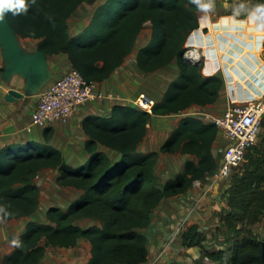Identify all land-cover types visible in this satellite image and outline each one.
<instances>
[{
    "label": "trees",
    "instance_id": "16d2710c",
    "mask_svg": "<svg viewBox=\"0 0 264 264\" xmlns=\"http://www.w3.org/2000/svg\"><path fill=\"white\" fill-rule=\"evenodd\" d=\"M88 0H9L7 21L22 38L37 39L45 54L67 53L72 67L88 81L107 80L135 48L145 24L152 25L149 43L138 50L137 65L152 73L178 63L180 75L156 102L153 114L134 105L116 104L105 116L88 115L82 129L88 136V160L77 167L63 152L45 141L30 140L0 150V217L17 219L32 215L39 207L34 184L37 173L57 169L60 181L83 191L68 210L52 208L48 224L29 221L17 238L16 248L0 264H41L49 247L73 248L80 239L91 244L87 264H143L148 260V239L141 232L150 224L152 211L164 198L186 194L196 180L216 171L219 162L213 152L218 129L199 118H183L160 152L195 157L185 164L184 173L161 188L154 185L158 151L140 152L153 116L178 114L192 105L215 103L223 80L204 77L200 65L186 61L189 33L199 27L195 0H107L101 4L90 25L78 36L69 35V19ZM257 15L264 19V0H257ZM264 133V121L260 136ZM112 149L114 162L106 152ZM238 172L232 174L225 190L227 206L218 217L231 233L223 249H206L207 236L197 225L180 235L186 248L198 247L214 264H264V239L251 227L264 217V145H254ZM94 217L100 226L82 228L78 216Z\"/></svg>",
    "mask_w": 264,
    "mask_h": 264
},
{
    "label": "rangeland",
    "instance_id": "374dc122",
    "mask_svg": "<svg viewBox=\"0 0 264 264\" xmlns=\"http://www.w3.org/2000/svg\"><path fill=\"white\" fill-rule=\"evenodd\" d=\"M106 1L88 0L78 7L69 19L68 32L71 38L78 36L90 25L97 8ZM195 1L199 5L197 11L199 27L189 33L185 44V54L192 51L193 48H199L203 56L196 60L200 62L202 75L205 77L217 75L222 80L225 78L227 84L225 90L227 94L229 93L228 95L242 93L238 85H244L248 88L252 93L251 97L239 99L234 105L244 104L248 101L253 102L262 98L264 96V19H259L258 15L253 13L255 10L257 11V0ZM218 18H221V21L211 24ZM151 31L152 25L145 24L142 32L149 34ZM136 47L138 46H135L132 53L118 68L119 70L116 69L108 78L109 81L105 82L104 87L101 88L103 97L83 104L70 119L59 124L64 125L69 121L71 122L76 119V116H80L81 112L103 110L104 101L133 105L139 93H146L155 102L162 100L164 91H167L174 81L176 82L177 71L179 70L178 63L174 62L172 65L165 66L155 72L145 73L138 68L137 53L140 48L136 49ZM63 55L69 59L67 53H63ZM69 64L70 66L68 65L66 71L72 67L71 62ZM209 108L208 115L207 113L203 115L199 113L200 110L194 109L191 111L185 110L178 114L153 116L151 118L147 126L146 137L141 143L139 151L144 153L159 152L155 164V186L163 188L170 180L179 179L184 173L186 162L197 160L190 155L160 152V148L183 118L187 116L198 118L201 115L206 123H211L212 117L219 116L224 112L221 113L220 110L213 107ZM59 124L39 128L37 130L39 132L38 137L33 139L44 143L45 130L51 128L49 143L60 149L64 156L69 157V164L74 167L84 164L82 152H85L83 150L85 141L80 130L76 132L78 128L73 127L74 123H71L72 126L68 123L72 128L71 133L68 134L66 132V129L68 130L67 125L59 127ZM77 125L79 124L77 123ZM223 145L220 140L214 145V154L218 162L221 159ZM255 145H264L263 132L261 136L259 134ZM106 152L110 156L111 162L117 159L118 154L116 151L107 149ZM59 177L60 172L52 168H46L37 173L34 184L38 190L39 207L32 215L10 220L0 217V261L4 256L14 251L17 238L25 232V227L29 221L48 224L47 212L50 209L60 208L66 211L83 194L80 189L63 185ZM204 179L199 186L193 184L186 194L164 198L152 211L149 226L142 229L141 232L146 235L148 242L151 238V242H155L153 240L156 236L157 240L162 242L157 244L158 249L154 250L155 252L159 250L160 253L154 264H214L207 257L199 261L201 253L198 257L189 256L180 247L178 240L181 238L179 236L178 239V237L176 238L178 234L175 235L176 223L179 224L184 221L183 218L186 215V226L197 225L199 230L206 234L207 241L205 245L207 250L223 249L226 247V243L230 242L231 233L225 230L218 217L220 211H223L226 207L220 210L222 206L215 205L217 200L222 202L224 199L230 178L215 184L210 191L208 190L209 192H206V188H204ZM74 224L82 228H88L94 225L100 226L101 222L97 218L81 215L74 219ZM185 225L184 229L186 228ZM251 229L264 239V217ZM167 236H169L168 239H166ZM196 250V254L203 251L202 249L199 251V248H196ZM90 255L91 244L88 246L83 239L79 240L73 248H47V261L44 262L43 260V263L87 264ZM192 258H197V260ZM79 260L80 262H77Z\"/></svg>",
    "mask_w": 264,
    "mask_h": 264
},
{
    "label": "crops",
    "instance_id": "0c3cea01",
    "mask_svg": "<svg viewBox=\"0 0 264 264\" xmlns=\"http://www.w3.org/2000/svg\"><path fill=\"white\" fill-rule=\"evenodd\" d=\"M7 11H8L7 2L4 5H0V150L8 145L24 144L28 142L31 138L35 139L38 137L39 132L37 130L39 129V127L31 126V117L34 110L36 109L39 97L43 91H45L51 84H53L58 78H60V76L66 71L65 69L68 68V65L70 66L69 64L70 60L68 59V57H65L63 53L45 54L38 50L37 39L22 38L21 36H19L8 24ZM253 13L257 14V11L255 10ZM221 18H218L216 21H213L211 24L221 21ZM239 20H243V19H239ZM146 24H148L149 26L151 25L150 22H147ZM151 36H152V31L149 34L141 31L136 41L135 46H138L136 47V49H139L143 47V45L148 43L151 39ZM178 69L179 70L177 71L178 74L176 81L178 80L180 75L179 66ZM208 76H212V75H208ZM107 81L109 80L107 79L104 82L98 83V87L100 89L103 88L105 82L107 83ZM223 81H224V85H223L224 88L222 87L219 98L215 103L208 104L205 106L192 105L190 108L186 109V111L188 110L191 111L195 109V110H200L199 113H202L203 115L206 113L208 115V109H210L209 107H213L217 110H220V112L222 113L227 108L234 105L235 102L239 101V99L242 100L251 97L252 93H250L248 88L244 85H238L240 91L242 92L240 93L241 95L240 94L228 95L229 93L227 94L225 90V88L227 87L225 78H223ZM165 92L166 91H164V94ZM103 103H104L103 110L97 109L95 111L91 110L86 113L81 112V114H79L80 116H76V119L72 120L71 122L70 121L68 122L70 123V125L72 122L74 123L73 127L78 128L76 129L77 130L76 132L80 130V133L82 137H84L83 140L85 142L87 141L88 136L82 129L81 122L83 121V119L88 115H99V116L108 115L112 107L118 104V103H111L108 101H104ZM199 116L200 117L198 118L204 121V119L201 118V115ZM68 123L64 125H67L68 130L66 129V132L70 134L72 131L71 128L72 125L70 126ZM77 123L79 125H77ZM64 125L59 124V127ZM29 127H31V131H28ZM219 140L222 141L221 137L217 135V139L214 145ZM83 150L85 152H82L83 153L82 160L83 162H86L88 160L89 155L86 152L85 148H83ZM213 152H214V147H213ZM65 158L69 163L70 162L69 157L65 156ZM223 200L222 202L221 200L220 201L217 200L215 202V205H218V207L222 206L220 210L227 206V197H224ZM187 227L188 226H186V228ZM179 236L180 235L176 236V238L178 237L179 239ZM168 237L169 236H167L166 239H168ZM81 240L83 239H80V241ZM151 241L152 238L149 239L148 242V250H149L148 260L146 263L143 264H154V261L160 256L159 250L158 252L155 251L158 249L157 244L162 243L160 242L161 240L160 241L157 240V236H156V238L153 240L155 242H151ZM178 241L180 247H182V249L185 250V253H187L189 256L192 255L193 257H198L200 255L201 253L200 248H199L200 251L199 254H196L197 253L196 248L198 249V247L185 248L182 245V240L179 239ZM84 242L88 246L90 245V242L87 239H84ZM3 258L1 259V261L3 260ZM45 258H44V262L47 261L46 256ZM193 260H197V258H194ZM77 262H80V260ZM41 264H44L43 261L41 262Z\"/></svg>",
    "mask_w": 264,
    "mask_h": 264
},
{
    "label": "built area",
    "instance_id": "2783aa9c",
    "mask_svg": "<svg viewBox=\"0 0 264 264\" xmlns=\"http://www.w3.org/2000/svg\"><path fill=\"white\" fill-rule=\"evenodd\" d=\"M189 52L184 57H187ZM101 91L98 83L88 81L77 69L71 67L41 93L31 117V126L44 128L65 122L83 104L102 98ZM155 104L152 97L146 93H139L133 105L153 114ZM263 121L264 96L253 102L232 105L221 115L212 117L211 123L217 127L218 136L221 137L224 145L216 171L205 176L203 184L206 192H209L215 184L231 178L233 173L241 169L248 150L256 144ZM28 131H31V127ZM201 183L202 180H196L193 184L199 186ZM183 219L184 221L176 225L175 235L183 232L187 215Z\"/></svg>",
    "mask_w": 264,
    "mask_h": 264
},
{
    "label": "bare ground",
    "instance_id": "6f19581e",
    "mask_svg": "<svg viewBox=\"0 0 264 264\" xmlns=\"http://www.w3.org/2000/svg\"><path fill=\"white\" fill-rule=\"evenodd\" d=\"M192 51H190L187 57V60H191V59H195V58H200L202 56V52L199 50V48H193L191 49ZM232 57V56H231Z\"/></svg>",
    "mask_w": 264,
    "mask_h": 264
},
{
    "label": "clouds",
    "instance_id": "9594fccd",
    "mask_svg": "<svg viewBox=\"0 0 264 264\" xmlns=\"http://www.w3.org/2000/svg\"><path fill=\"white\" fill-rule=\"evenodd\" d=\"M7 2V4H8V7H12V4L10 3V2H8V0H0V5H4L5 3ZM15 3L17 4V5H23V3H24V0H15ZM185 55V54H184ZM203 56V55H202ZM201 56V57H202ZM184 59H185V57H184ZM186 60V59H185ZM186 61H189V60H186ZM193 61H197V60H194L193 59ZM190 62V61H189ZM198 62V61H197ZM194 63V62H193ZM198 64H199V62H198Z\"/></svg>",
    "mask_w": 264,
    "mask_h": 264
},
{
    "label": "water",
    "instance_id": "95a60500",
    "mask_svg": "<svg viewBox=\"0 0 264 264\" xmlns=\"http://www.w3.org/2000/svg\"><path fill=\"white\" fill-rule=\"evenodd\" d=\"M189 61L190 62H194V64H198V62L197 61H193V59L189 60ZM263 249H264V243H263ZM205 257H206V255H205L204 251H201V258L199 259V261H202Z\"/></svg>",
    "mask_w": 264,
    "mask_h": 264
}]
</instances>
